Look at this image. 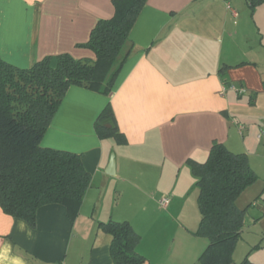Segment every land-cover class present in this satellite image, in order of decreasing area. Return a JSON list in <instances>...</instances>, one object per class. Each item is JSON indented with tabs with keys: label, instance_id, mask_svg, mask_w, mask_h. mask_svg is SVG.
<instances>
[{
	"label": "crops",
	"instance_id": "1",
	"mask_svg": "<svg viewBox=\"0 0 264 264\" xmlns=\"http://www.w3.org/2000/svg\"><path fill=\"white\" fill-rule=\"evenodd\" d=\"M114 12L113 0H0V56L22 68L62 53L94 60L81 44ZM130 42L111 95L71 86L41 142L81 154L91 173L78 215L50 203L32 226L0 205V264H115L100 226L109 220L131 222L143 264H201L199 225L182 212L197 185L191 161L221 142L246 153L260 177L252 158L264 168V0H147ZM109 103L125 142L97 133Z\"/></svg>",
	"mask_w": 264,
	"mask_h": 264
},
{
	"label": "trees",
	"instance_id": "2",
	"mask_svg": "<svg viewBox=\"0 0 264 264\" xmlns=\"http://www.w3.org/2000/svg\"><path fill=\"white\" fill-rule=\"evenodd\" d=\"M252 5L263 0H250ZM114 15L100 19L81 46L96 59H77L69 53L46 56L22 68L0 56V205L3 210L36 225L38 209L61 203L74 219L91 186V173L79 153L42 146L69 88L80 86L111 95L131 53L130 33L147 0H113ZM101 137H125L109 103L96 121ZM200 188L201 221L195 234L209 239L201 264H228L245 223L247 208L237 199L259 176L244 152L215 142L204 162L191 161ZM111 234L115 264H143L137 251L141 235L127 220L100 224ZM239 264H256L246 257Z\"/></svg>",
	"mask_w": 264,
	"mask_h": 264
},
{
	"label": "rangeland",
	"instance_id": "3",
	"mask_svg": "<svg viewBox=\"0 0 264 264\" xmlns=\"http://www.w3.org/2000/svg\"><path fill=\"white\" fill-rule=\"evenodd\" d=\"M246 111L247 113H253V110ZM257 122L263 124L260 118L257 119ZM252 161L253 165L259 168L260 172L258 173H260V177L254 184L246 188L237 199L238 206L247 208L248 211L241 237L236 243L233 260L228 264H239L246 257H249L256 264H264V168L258 166L254 157ZM199 190L198 184H195L194 188L185 191V198L189 193L190 198L186 202V206L182 209L183 213L190 216L192 220L190 224L196 229L201 221V212L198 203ZM193 196L195 197L194 199ZM199 237L202 242H205L203 247L204 252L209 245V239L202 235Z\"/></svg>",
	"mask_w": 264,
	"mask_h": 264
},
{
	"label": "built area",
	"instance_id": "4",
	"mask_svg": "<svg viewBox=\"0 0 264 264\" xmlns=\"http://www.w3.org/2000/svg\"><path fill=\"white\" fill-rule=\"evenodd\" d=\"M228 89L234 90V91H236L239 94H243L246 91L245 87L237 86L236 84H225L223 86V90L222 91L226 92ZM169 203H170V197H168V196H164L160 200V204L163 207H167Z\"/></svg>",
	"mask_w": 264,
	"mask_h": 264
},
{
	"label": "water",
	"instance_id": "5",
	"mask_svg": "<svg viewBox=\"0 0 264 264\" xmlns=\"http://www.w3.org/2000/svg\"><path fill=\"white\" fill-rule=\"evenodd\" d=\"M114 166H115V158L112 157V160H111V170H108L107 173L109 174H114Z\"/></svg>",
	"mask_w": 264,
	"mask_h": 264
}]
</instances>
